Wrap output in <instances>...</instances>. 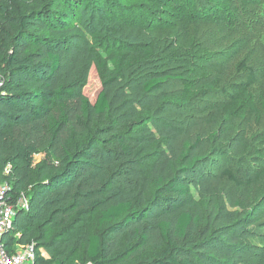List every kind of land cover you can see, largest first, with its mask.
Wrapping results in <instances>:
<instances>
[{
    "label": "trees",
    "instance_id": "obj_1",
    "mask_svg": "<svg viewBox=\"0 0 264 264\" xmlns=\"http://www.w3.org/2000/svg\"><path fill=\"white\" fill-rule=\"evenodd\" d=\"M207 2L210 6L199 7L197 0H38L19 13L15 28H5L0 182L8 184L10 204L27 201V208L15 209L5 235L9 247L15 241L33 242L53 264H239L248 243L264 242V233L250 227L264 228V203L235 216L223 204L215 211L209 202L203 213L190 190L201 194L208 180L199 155L201 139L184 141L176 154L172 141L178 127L153 117L143 124L140 109L120 93L126 76L147 64L153 50L101 35L104 22L121 34L146 19L161 26L215 16L235 23L228 0ZM86 15L91 23L83 19ZM96 15L100 19L94 25ZM227 59L215 52L213 70L219 72ZM92 68L100 82L94 101L82 92ZM236 69L247 74L244 86L231 85L234 99L255 84L244 61ZM173 70L149 71L141 83L144 95L158 93L173 105L193 98L197 87L182 77L183 71ZM170 84L181 90L164 91ZM205 85L212 90L211 83ZM254 110L258 116L264 112V92ZM263 138L262 133L254 136L257 143ZM39 153L43 158L34 165ZM251 157L264 161V149L255 147ZM251 160L247 169L227 166L219 176L247 187L264 172ZM147 228L160 237L152 250L144 249ZM131 232L132 239L120 249L122 237Z\"/></svg>",
    "mask_w": 264,
    "mask_h": 264
},
{
    "label": "rangeland",
    "instance_id": "obj_2",
    "mask_svg": "<svg viewBox=\"0 0 264 264\" xmlns=\"http://www.w3.org/2000/svg\"><path fill=\"white\" fill-rule=\"evenodd\" d=\"M37 1L0 0V58L7 54L5 28H15L19 13L35 7ZM133 1L145 0H130V3ZM243 1L228 0L230 6L235 8L234 24H228L215 16L197 23L175 21L162 26L146 19L141 24L124 27L123 34L117 32V28L106 26L105 22L101 28V35L144 43L153 50V56L147 64L126 76L120 93H125L131 103L140 109L139 118H144L143 124L148 121L145 117H153L170 121L178 127L172 141L176 154L182 150L184 141L193 143L196 138L201 139L199 155L204 157L203 170L208 180L201 194L193 187L190 190L205 214L210 203L215 211L223 204L235 216H243L264 203V172L247 187H236L219 176V172L227 166L236 172L247 169L246 162L252 159L255 147L264 149V138L260 143L254 139L256 133L264 135V112L258 116L254 110L264 92V0H245V4ZM205 5L210 6L207 0H197V6ZM83 19L91 23L88 15ZM99 19V15L94 17V25ZM219 51L228 59L217 72L210 61L213 54ZM239 61H244L252 69L255 84L234 99L230 94L231 85L244 86L246 82V71L236 69ZM169 68L183 71L182 77L192 81V86L198 89L197 94L185 104L173 105L162 101L158 93L147 96L141 90V83L147 79L149 71ZM207 83H211V91L205 85ZM99 88L98 76L92 68L82 92L94 101ZM171 90H181V86L170 84L164 91ZM212 133H216L214 138ZM66 144H72L71 137L67 138ZM42 158V153L35 154L34 165L39 164ZM251 161V166L254 167L258 162L264 168L263 160ZM52 165H57V161H52ZM250 227L264 233L261 224ZM142 228L140 225L139 230ZM244 228L238 227V233L243 232ZM145 233L147 243L144 249L152 250L159 244V233L153 228H147ZM131 239L132 232L124 235L120 249L124 248L125 241ZM247 246L239 264H264V242L254 241ZM36 252L40 264H53L43 248H38Z\"/></svg>",
    "mask_w": 264,
    "mask_h": 264
},
{
    "label": "built area",
    "instance_id": "obj_3",
    "mask_svg": "<svg viewBox=\"0 0 264 264\" xmlns=\"http://www.w3.org/2000/svg\"><path fill=\"white\" fill-rule=\"evenodd\" d=\"M8 190L6 182H0V264H40L33 242L20 244L17 241L8 246L5 235L10 231L17 207L27 208V201L21 198L17 205L10 204L5 195ZM15 239L19 233H14Z\"/></svg>",
    "mask_w": 264,
    "mask_h": 264
}]
</instances>
